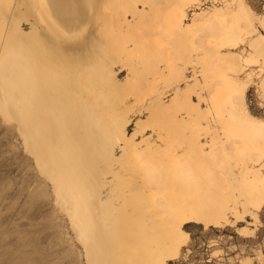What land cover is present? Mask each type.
I'll return each mask as SVG.
<instances>
[{"label": "rangeland", "instance_id": "374dc122", "mask_svg": "<svg viewBox=\"0 0 264 264\" xmlns=\"http://www.w3.org/2000/svg\"><path fill=\"white\" fill-rule=\"evenodd\" d=\"M244 1L257 32L264 35V0ZM16 3L0 0V264H150L153 251L159 250L166 240L168 214L176 207L166 191L154 195L148 190V173L158 161L155 154L142 151L113 163L107 159L111 157L107 150L110 144L115 146V155H120L118 142L107 129L115 117H120L129 121L128 132L132 133L136 122L147 119L149 106L159 100L167 104L183 93L204 111L213 60L229 55L230 51L225 47L215 48L206 30L173 37L175 40H168L165 47L157 48L154 43L157 37L148 25L152 18L160 15L161 3H154L155 7L146 4L145 15L141 19L130 18V31L123 33L130 48L123 57V64L114 66L117 84L103 85L104 88L99 84L101 79L96 78L93 50L80 46L95 40L94 27L81 30L80 26L70 33L65 30L66 38L59 40V36L49 35L52 40L45 41V33H32L33 18ZM198 5L188 9L187 18L198 12ZM209 6L204 7L213 8ZM65 8L67 13L71 11L68 6L61 7L65 20L61 23L72 25L74 17L64 15ZM67 17L70 18L67 20ZM70 34L76 37H69ZM250 40L249 36L237 39L239 47L233 51V56L235 66L242 70L238 78L245 88L244 104L253 118L264 121V91L261 88L264 58L255 56L249 46ZM172 46L176 47L177 57L171 62L166 55L171 54L168 49ZM84 49L87 52L83 54ZM46 56L50 57L49 63L44 61ZM167 57L170 59L171 55ZM171 63L178 70L173 77L167 70ZM38 67L43 68V76L56 74L58 70L57 83H61V88L52 91L60 118L51 132L52 145L44 149L49 157L46 162L36 160L34 145L27 142L28 137H23L17 120L22 114L20 107L28 109L30 106ZM159 73L166 74L159 76ZM89 89L99 92L96 98L102 114L97 119L84 117V106L90 103L85 93ZM120 99L125 105H117ZM174 113L183 116L184 110L178 106ZM161 118L146 128V136L151 135L152 129L164 133ZM170 123L167 131L172 134ZM135 139L139 141L141 137ZM109 163L122 169L112 182L114 208L94 204L97 196L105 197L110 193L109 185L104 186L111 179L107 172ZM191 168L195 172L200 169L198 166ZM59 175L67 182V185L65 180L62 183L61 193L70 194L72 199L68 201L58 197L55 191L56 184L51 177ZM190 175L196 180L179 176L171 182L176 187L200 184L195 173ZM74 207L79 209L74 212ZM229 220L232 222L219 227L185 225L180 250L166 263L264 264V206L256 220L250 216L239 222L231 217Z\"/></svg>", "mask_w": 264, "mask_h": 264}, {"label": "bare ground", "instance_id": "6f19581e", "mask_svg": "<svg viewBox=\"0 0 264 264\" xmlns=\"http://www.w3.org/2000/svg\"><path fill=\"white\" fill-rule=\"evenodd\" d=\"M14 1L17 2L18 7L22 6L28 12L27 15L30 14L33 18L32 33L37 35L45 33L43 35L46 37H44L45 41H50L49 35L59 36V40L60 37L66 38L65 30H70V33L80 26L81 30L89 26L90 28L94 27L95 40H93L94 36L93 38L91 36L92 43L89 40L90 44L83 42L80 46L88 51L93 50L96 64L95 74L97 73V79H101L99 84L102 86L117 84L114 66L123 64V59H125L123 57L129 53L130 48L128 47L129 41L123 39V33L125 34L124 31L131 27L130 18L141 19L145 15L146 4L155 7L154 3H161V11L158 9L160 15H157L158 18H152L148 25L151 32L157 37V42H154L157 48L165 47V43L168 40L172 41L173 37L194 35L198 30H206V33H210L208 40L213 43L215 48L225 47L229 50V55L217 56L213 60V67L209 73L207 107L204 111L193 104L194 102L187 93L174 96L167 104H163L160 100L153 105L151 103L147 119L136 122L135 130L132 133L128 132L129 121L127 119L115 117L112 124L110 123L106 129L118 142L120 155H115L113 144L105 149L110 150L107 152L111 153V157H107V159H111L112 163L127 155L142 151H150L158 158V161L153 165L154 168L151 167L152 170L147 172L149 174L148 190L154 195L163 190L166 191L173 200L176 210L168 214L166 240L159 250L153 251L150 264H167L169 257L180 250V240L185 225L201 224L208 228V226L228 225L232 222L229 220L230 217L234 222L243 221L246 216L257 219V213L264 206V121L253 118L244 104L245 88L242 87L238 78L242 70L235 66L236 58L233 56V51L239 47L237 39L249 36L251 39L249 46L253 49L255 56L264 58V35L257 32L253 16L244 0H222L219 4L211 3L209 6L213 7L211 9L202 8V0ZM138 2L141 4L138 5ZM197 5L198 12L195 11L190 18H187L188 9ZM216 5L218 7H214ZM67 6L71 11L67 13V8H65L64 15L74 17L72 25L68 26L65 25L67 23H61V20L64 19L61 7ZM205 8L208 10H203ZM155 13L157 12L155 11ZM146 15H148L147 12ZM150 15L153 16L152 11ZM68 18L70 17H67V20ZM39 26L42 27V30L39 29ZM260 26H263V22H260ZM70 36L76 37L71 34ZM173 40L175 39L173 38ZM81 49L83 48L81 47ZM57 50L60 51L59 48ZM168 50L173 53L171 52L170 59L167 57L170 55H166V59L172 62L173 57H177V53L174 52L176 47L172 46ZM49 58L46 56L47 60H43L49 63ZM41 68L38 67L37 74L34 76L30 106L28 109L20 107L22 114L17 120L23 137H28L27 142L34 145L33 153L36 160L46 162L49 157L47 158V155L44 154V149L50 148L52 145L51 132L57 126V121L60 118L53 101L52 91L53 88H61V83L60 85L57 83L59 80L57 69L56 74L50 75L47 72L48 74L43 76ZM167 68L169 76L177 75L178 70L175 64L171 63ZM51 70L49 72H52ZM165 74L159 73L158 75ZM261 88L264 91V79L261 80ZM112 89L114 90L113 87ZM61 91L59 92L61 93ZM97 92V89H89L85 92L90 102L84 106L85 118L88 115L91 119H97L102 114L96 98ZM119 104L125 105L121 99L117 105ZM178 106L183 108V116L175 115L174 111ZM27 112H29L28 115ZM79 117L81 118V115ZM161 117H163L164 133L158 129H152L151 135L146 136L147 134L144 133L146 128L155 124L158 119H162ZM169 121L173 127L172 134L167 131ZM137 136L141 137V140L137 141L135 139ZM51 160L50 162H52ZM109 164L111 165V163ZM195 166L200 168L199 171H193L191 167ZM121 170V166L114 164L108 166L107 172L111 174V179L108 182L104 181V186L109 185L110 193L105 197L97 196L94 204L115 207L114 203H111L113 200L112 182L119 177ZM193 173L200 178V184L194 185L192 182L193 187H176L171 182L172 178L179 176L196 180L190 175ZM61 178L60 175L56 178L51 177L52 181L53 179L55 181V191L58 197L61 196L63 200L68 201L72 198L70 194L68 196L61 193L65 180L62 178L61 181ZM79 208L74 207V212ZM78 219V224H80ZM78 229L81 230L80 225Z\"/></svg>", "mask_w": 264, "mask_h": 264}, {"label": "built area", "instance_id": "2783aa9c", "mask_svg": "<svg viewBox=\"0 0 264 264\" xmlns=\"http://www.w3.org/2000/svg\"><path fill=\"white\" fill-rule=\"evenodd\" d=\"M221 1L222 0H202L201 4L204 7L210 5L211 3L219 4Z\"/></svg>", "mask_w": 264, "mask_h": 264}]
</instances>
